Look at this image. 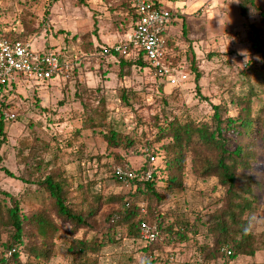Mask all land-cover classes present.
<instances>
[{
    "label": "rangeland",
    "instance_id": "1",
    "mask_svg": "<svg viewBox=\"0 0 264 264\" xmlns=\"http://www.w3.org/2000/svg\"><path fill=\"white\" fill-rule=\"evenodd\" d=\"M149 1L177 16L169 34L174 43V66L187 80L175 87L149 68L132 67L120 72L117 59L111 55L110 51L122 45L132 29L129 0H0V37L29 43L33 51L58 52L63 63L58 77L40 82L20 76L7 93L0 167L14 178L0 172V201L8 203L3 193L7 194L18 201L21 215L31 216L43 199L35 181L58 168L73 184L69 204L75 210L83 209L80 189H87V204L95 196L104 203L109 196H126L135 189L114 181L115 168H147L153 172L155 191L163 197L155 206V218H160L162 230L174 220L194 229L183 242L160 230L150 250L139 240L123 238L101 250L98 264H196L202 257V248L212 242L204 222L220 207L224 191L215 178L196 176L189 158L181 186L168 188L169 171L161 148L166 141L154 142L156 126L164 118L173 117L208 122L215 106L226 108L222 117H234V101L244 94L246 79L253 81L264 67V0H249L253 6L248 5L246 16L240 14V0ZM239 50L245 51L246 59L237 54ZM191 66L199 74V96ZM101 100L107 122L133 138L134 147L112 149L100 134L103 129L82 128L86 111L100 108ZM11 114L14 119L9 118ZM257 145L251 172L255 182L253 210L247 215L255 234L264 230V137ZM149 155L154 157L153 162L148 160ZM37 165L42 169L36 172ZM135 206L146 210L142 197ZM112 209L116 207L101 204L95 217L105 218ZM115 231L116 236L124 235L119 225ZM81 236L79 231L74 237ZM70 237L69 227L61 225L47 260L21 254L19 261L71 264L66 253ZM149 254L157 260L149 263ZM254 263H264V251L233 262Z\"/></svg>",
    "mask_w": 264,
    "mask_h": 264
},
{
    "label": "trees",
    "instance_id": "2",
    "mask_svg": "<svg viewBox=\"0 0 264 264\" xmlns=\"http://www.w3.org/2000/svg\"><path fill=\"white\" fill-rule=\"evenodd\" d=\"M150 2L155 7L160 6L159 3ZM129 5L133 27L135 13L131 0ZM248 5L253 6L249 0L239 1L242 16H246ZM165 46L171 54L168 57L174 66V43L171 36L166 37ZM110 53L117 59L120 72L132 67L149 68L141 51L129 49L128 56H121L113 50ZM191 67L199 96V74L193 66ZM13 86L14 82L10 83L8 92ZM245 86L244 94L234 101V117H222L221 112H226V108L215 106L208 122L195 123L173 117L164 118L163 122L156 126L154 142L166 141L161 148L166 169L169 171L168 188L181 186L183 168L189 158L196 176L202 179L215 178L224 191L220 207L210 213L204 222L206 234L212 242L210 247L202 248V257L196 264L219 261L233 264L239 257L252 258L258 251H264V230L259 234L253 233L247 219L248 213L253 210L252 190L255 182L251 175L252 166L256 162L257 143L264 137V67L253 81L246 79ZM8 106L7 103L0 104V136H3V116ZM82 128L103 129L100 134L112 149L127 150L136 144L133 138L123 135L107 122V112L102 100L100 108L92 112L86 111ZM149 157L150 155L148 160ZM45 166L48 167V164L45 163ZM41 169V165H37L35 171ZM147 170L141 168L135 171L142 173ZM0 172L14 178L12 173L3 167H0ZM153 177L152 172L148 180L124 182L116 177L113 171L114 181L119 185L134 186V192L126 196H109L104 203L100 197L95 196L92 203L87 204V189L82 188L79 194L85 208L75 210L69 204L73 184L70 179L64 177L60 169L54 168L35 181L43 199L39 210L29 217L21 215L19 203L15 198L3 193L8 197V203L0 201V264H23L19 261L21 254L47 260L52 254L53 240L61 225L69 227L71 237L66 253L71 258V264H98L103 248L117 244L123 238L138 240L142 222L156 225L158 237L161 230L172 238L175 236L177 241H186V235L194 231L187 223L174 220L163 228L164 230L159 226L161 221L157 216L155 218V206L161 204L163 197L155 191ZM139 197L146 202V212L135 206ZM101 204L115 206L116 209H112L105 218L97 219L95 216ZM117 225L124 228V235L116 236ZM79 231H82V236L74 237ZM90 233L93 235L87 239ZM2 236L5 237L3 241ZM26 239H29V242H25ZM152 244L145 245L147 250H150ZM11 251L13 252L9 254ZM226 252H229V256ZM148 258L149 263L157 260L150 254ZM162 264H167V261Z\"/></svg>",
    "mask_w": 264,
    "mask_h": 264
},
{
    "label": "built area",
    "instance_id": "3",
    "mask_svg": "<svg viewBox=\"0 0 264 264\" xmlns=\"http://www.w3.org/2000/svg\"><path fill=\"white\" fill-rule=\"evenodd\" d=\"M131 3L135 13L134 25L124 39V43L115 46L112 50L121 56H128L129 49L141 51L155 76L173 87L185 83L187 76L179 71L177 66H173L168 57L171 54L165 46L166 37L170 36V27L177 21V16L161 6L155 7L149 0H131ZM59 59L58 52L33 51L29 43L0 37V104L7 103L9 85L15 81L17 76H31L40 82L58 77L63 68V63ZM9 118L14 119V115H9ZM149 160L153 162L154 157L150 156ZM114 175L124 182L127 180L145 181L151 178L152 171L138 173L125 166L115 168ZM157 238L156 225H149L145 222L140 224L139 241L149 245ZM226 255L229 256V252H226ZM197 264L227 263L219 261L198 262Z\"/></svg>",
    "mask_w": 264,
    "mask_h": 264
},
{
    "label": "clouds",
    "instance_id": "4",
    "mask_svg": "<svg viewBox=\"0 0 264 264\" xmlns=\"http://www.w3.org/2000/svg\"><path fill=\"white\" fill-rule=\"evenodd\" d=\"M237 54L238 55H243L245 57V51L244 50H239ZM245 59H246V57H245Z\"/></svg>",
    "mask_w": 264,
    "mask_h": 264
}]
</instances>
